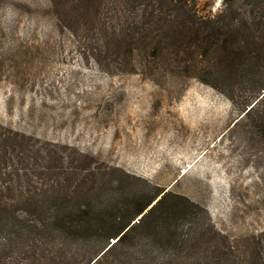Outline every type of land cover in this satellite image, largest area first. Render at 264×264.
<instances>
[{
    "label": "rangeland",
    "instance_id": "obj_1",
    "mask_svg": "<svg viewBox=\"0 0 264 264\" xmlns=\"http://www.w3.org/2000/svg\"><path fill=\"white\" fill-rule=\"evenodd\" d=\"M190 2L214 14L223 0ZM73 19L56 22L40 0H0L1 138L17 136L19 149L73 148L128 190L149 183L145 192L187 197L199 222L249 254L264 240V139L233 126L244 97L165 74L150 62L153 44L141 50L144 65L138 54L132 65L114 35Z\"/></svg>",
    "mask_w": 264,
    "mask_h": 264
},
{
    "label": "trees",
    "instance_id": "obj_2",
    "mask_svg": "<svg viewBox=\"0 0 264 264\" xmlns=\"http://www.w3.org/2000/svg\"><path fill=\"white\" fill-rule=\"evenodd\" d=\"M40 1L58 23L71 12L70 24L114 35L132 65L153 44L150 62L165 74L244 97L233 126L264 139V0H223L214 14L190 0ZM19 142L0 135V264H264V240L240 255L187 197L145 192L149 183L128 190L86 153Z\"/></svg>",
    "mask_w": 264,
    "mask_h": 264
},
{
    "label": "water",
    "instance_id": "obj_3",
    "mask_svg": "<svg viewBox=\"0 0 264 264\" xmlns=\"http://www.w3.org/2000/svg\"><path fill=\"white\" fill-rule=\"evenodd\" d=\"M160 197V196H159Z\"/></svg>",
    "mask_w": 264,
    "mask_h": 264
}]
</instances>
